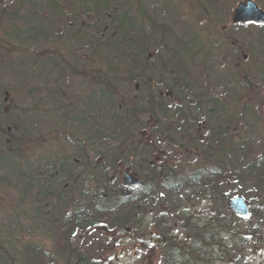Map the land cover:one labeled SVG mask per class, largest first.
Masks as SVG:
<instances>
[{
	"label": "trees",
	"instance_id": "trees-1",
	"mask_svg": "<svg viewBox=\"0 0 264 264\" xmlns=\"http://www.w3.org/2000/svg\"><path fill=\"white\" fill-rule=\"evenodd\" d=\"M37 2L18 0L15 1L17 8L0 9V25L2 24L0 33L3 34L0 36L1 70L3 67L8 68L7 63L14 64L16 62L19 64L20 60H25L23 66H26L30 61L40 60L46 65L44 69L49 65L52 67L56 65L53 57L47 56L46 50L39 49L37 41L41 36L40 28L37 26L39 19L32 20L30 18V23L27 20V13L30 14L31 8L41 6L42 3L36 5ZM76 5L77 9L82 8L86 15L89 14L87 8L88 11L93 8L95 13L93 15L98 16V18L110 20L111 17V26L103 28V24L99 20L94 29L90 32L86 30V33H93L91 37H88V41L93 45L91 46L92 52L85 51L84 53L79 47L75 53L77 57L83 55L85 57L83 60L79 57L78 60L74 58L65 60L62 52H60L61 62H64L63 68L66 70L68 68L73 77L83 78L95 84L96 92L92 94L100 97L105 96L109 102L106 104L103 101L102 105L94 107V99H88L89 97L86 96L82 113L85 117L93 118L86 134L87 141L85 142H89V145H80L79 149L69 150V152L64 150L66 158L64 162H58L60 164L57 168H53L52 179L35 178L34 181L27 184L26 190L31 192L32 186H38L42 183V188L33 197L32 207L36 211L37 218L41 220L45 218L48 222L51 218L57 219L58 227L53 232L56 234L58 230L65 237V243L69 242L75 232H81L85 228L94 229L100 223L107 224L111 216L114 217L117 224H124L123 226L132 224L134 209L141 210L142 214L145 213V220L148 206L152 204V199L148 196L150 190L146 180H141V189L133 190L127 197H122L121 194H118L117 197L113 193L122 188V183L118 180L115 183L104 166L112 160L114 165L111 168L116 170L119 169L120 162L123 160L126 162L129 158L137 157L149 166L150 162L148 161L157 151L148 142L146 132L148 135L154 133L158 137H162L165 142L169 140L174 147L176 145V149L191 147L190 145L196 141L190 140L189 145L183 144L184 137L178 127L184 126L185 123H182L181 118L185 112H190L192 108L201 117L197 120L196 126H199L200 129L202 126L210 129V134L207 135L210 143L201 153V156L206 157L207 163L196 164L193 171L183 170L184 172L180 173L181 176L173 178V173H177L174 167L173 170L167 168V172H165V165L161 170L160 167H157L158 163L155 164L154 162L155 165L148 168L152 169L154 176L157 172L158 175L154 177L148 173L146 176L155 183V186H162L168 193H180V190L187 186L189 188L195 185L202 187L204 191L202 197L212 203L210 209L213 211H200L198 217L201 219L192 220V215L188 209L181 206L179 222L182 225V234L173 236L172 231L167 234V228L164 230L156 228L162 237L160 238L162 239L160 249L163 250L164 264H169V262L170 264H208V262L214 263L218 260L219 257L213 254L208 257L207 250L214 248L218 242L217 238L222 246L223 242L227 240L224 235L230 234L237 218L229 205V201L236 194H242L246 198L244 191H241L245 190L246 185H252L256 192V199L262 203L261 210L254 214L258 219L254 229L258 233L264 231V139L262 154L259 157H252L254 143L252 144L251 140L245 136L246 129L238 127L239 116L247 113L248 115H245L244 119L249 126V131L251 132L253 127L264 132V112L258 114L259 117L256 116L257 114L253 112L254 102L251 101L254 100L250 91L251 76L254 77V75L250 76L248 69H238L239 76L235 75L234 77L237 79L241 76L242 80L246 82L247 87L245 89L238 86L234 89L233 85L237 84L234 78L223 83L224 85L217 86L218 89H221V94L227 92L232 97L227 103L223 102V98H221L223 95H219L216 96V99L199 100L194 102V105L190 104L189 99L191 100L192 95L193 98L197 96L194 91L198 89L197 86L201 79L193 69L199 60L189 62L184 54L182 57L180 51H176L182 47H189L187 44L174 41L170 45H178V47L166 50L168 54L172 53L166 63L161 56H157L153 60L150 55L151 51L163 53L157 45L159 41L157 37L160 35H151L146 27H143L146 30L130 33V29L133 28L126 27L125 24L135 21L136 18L122 9L126 3L114 4L113 0H72L70 7ZM50 7L56 15V12H60V7L57 10L58 5L55 0H52ZM22 11L24 13L21 14ZM118 12L121 15H117ZM2 13L4 17L1 15ZM43 15L44 17L47 16V11L44 8L38 15L32 16L42 17ZM4 20L7 21V24H3ZM101 29H103L102 32L95 33ZM139 32L142 35H139ZM69 35H72L71 38L82 40L79 35L85 34H80V30H78L69 32ZM19 42L30 46L19 49ZM32 44H36L38 47L33 48ZM203 52L204 49H201L200 54ZM17 53L20 55H16ZM155 61L158 63H154ZM260 64L263 62H257L253 66L257 65L255 71L264 74ZM19 67L18 72L20 73L29 74L31 72L25 67ZM64 69L62 70L64 71ZM24 82L27 83L25 85L27 87H24L31 92L29 77ZM257 82L264 85V75ZM257 86L259 85L255 83L254 87ZM190 87H194L193 93ZM164 89H166L165 92L168 98H171L172 103L165 100L161 101L158 98L161 90ZM122 90L124 91L121 92ZM198 94H202L201 87ZM262 97L264 98L262 93L255 95V99H259L261 104L264 103ZM89 102L91 104H88ZM1 107L3 108L0 105ZM103 108L107 112L115 111V114L110 116L100 113L99 110ZM252 115L253 122L250 123V116ZM153 123H156L155 126ZM239 123L241 124V122ZM214 126H218V131L213 128ZM0 132L1 166L6 162L11 164V157L16 160H28L31 164L36 160L34 158L35 152L32 155L33 150L40 149L42 143L46 142L41 139V135L35 136L30 132L14 133L7 126L2 127L0 125ZM195 132L199 133L198 128ZM57 135L58 131H56ZM194 135L192 134L190 137ZM57 138L58 136L56 140ZM57 142L61 146L62 141ZM100 143V148L96 149L97 144ZM160 144L163 146V143ZM87 148L94 152L96 158L94 162L91 161L90 152L86 151ZM109 153L110 156H108ZM100 157L103 162L99 160ZM49 166L51 164H46V167ZM6 167L9 166L6 165ZM161 172H165V174L162 175ZM135 173L137 172L135 171L133 174ZM35 181L37 183L33 184ZM90 184L92 185L91 188L88 187ZM231 184L237 186L238 189L226 191L223 188ZM22 188L25 191V185ZM77 193L83 195L81 197L83 201L76 204L74 200L75 205L69 207ZM115 199L118 201L115 202ZM11 210H13V206L10 211L7 210V213L2 209L0 213H5L10 218ZM254 211L253 208V213ZM164 223L165 225L168 224L166 217ZM2 225L0 227V264H49L61 259L59 256L54 259L48 254L44 255L45 252L32 243L25 248L26 253L23 257L22 253L19 254L22 259L20 262L18 257L11 253L14 251L17 241L15 230L9 224ZM4 226L8 228V231L3 229ZM59 242L60 240L57 245L55 243L57 252L58 248L71 247L69 243L62 247L58 244ZM167 242L174 246L173 249L168 247ZM202 248L206 250L204 254L200 251ZM68 255L72 257L74 254ZM76 262L78 264H90L84 255H78ZM226 262L232 263L229 256Z\"/></svg>",
	"mask_w": 264,
	"mask_h": 264
},
{
	"label": "rangeland",
	"instance_id": "rangeland-1",
	"mask_svg": "<svg viewBox=\"0 0 264 264\" xmlns=\"http://www.w3.org/2000/svg\"><path fill=\"white\" fill-rule=\"evenodd\" d=\"M15 1L18 0H0V9L17 8ZM33 1H38L36 5L42 4L38 8H31L30 14L27 13V20L30 23V18L32 20L39 19L37 23L41 34L40 39L37 40L39 49L46 50L48 52L47 56L53 57L52 59L56 61V65L53 67L49 65L44 69L46 65L40 60L30 61L26 66H23L25 60H20L19 64L16 62L14 64L7 63L8 68L3 67V70L0 67V105L3 106V108H0V125L2 127L7 126L14 133L30 132L35 136L41 135V139L46 141L42 143L40 149L33 150L32 155L35 152L34 158L36 159L33 161L34 163L30 164L28 160H16L11 157V164L9 162H6L3 166L0 164V210L2 209L7 213V210L10 211L13 206L10 218L7 214L0 213V227L3 226L2 224H9L16 233L15 239L17 241L14 251H11V253L22 262L19 254L22 253L23 257L27 245L33 243L32 245L45 252L44 255L48 254L54 259L57 256L61 258L49 264H78L76 262L78 255H84L90 264H163L160 253L163 250L157 249L154 242L159 234L156 228H160L159 230L167 228V234L172 231L173 236L180 235L183 233L182 225L179 222L181 219L179 217L181 206L188 209L192 215V220H199L201 219V217H198L200 211H213L210 209L212 203L202 197L204 191L202 187L197 185L191 188L189 186L184 187L180 190V193H168L162 186H155V183L146 176L148 173L154 176L152 169L148 167H152L157 163L165 165V172H167V168L173 170L174 167L177 171V173H173L172 177L174 178L175 176H181L180 173L184 172L183 170L193 171L196 164L201 165L204 162L206 164V157L201 156V153L206 145L210 143L207 136L210 134V129L205 126L200 129L199 126H196L197 120L201 117L191 108V111L185 112L181 118L182 123H185L184 126L178 127L184 137L183 144L189 145L190 140L196 141L190 145L191 147L176 149V145L174 147L169 140L168 144L162 137H158L154 133L148 135L146 132L148 142L157 151L156 154L152 155V159L148 161L150 162L149 166L138 157L129 158L126 162L123 160L120 162L119 169L116 170L111 168L114 161L107 162L104 169L108 171L109 176L112 177L115 183L117 180L121 182L123 173H134L135 171L139 181L146 180L150 190L148 196L152 199V204L148 206L146 219L144 220L145 213L142 214L139 209L133 210L132 224L126 226L117 224L114 217L111 216L107 224L100 223L94 229L85 228L81 232L73 233L72 236L70 235L71 238L68 242L71 247L58 248L57 252L56 245L59 240L58 244L62 247H65V244L68 245V243H65V237L58 230L56 234L53 232L58 227L57 219L51 218L49 222L45 218L41 220L37 218L36 211L32 207L33 197L42 188V183L38 186H32L31 192L26 190V186L35 178L52 179L53 168H57L60 164L58 162H64L66 158L64 150L69 152V150L79 149L80 145H89V142H85L87 141L86 134L93 118L85 117L82 113L85 98L87 96L88 99H94V107L102 105L103 101L106 104L109 101L105 96L100 97L92 94L96 92L95 84L83 78H75L68 68L67 70L64 69V62H61L59 54L62 52L65 60L71 58L78 60L79 56L75 55L77 48L81 47L84 53L85 51L91 53V46L93 45L88 41V37H91L93 33L86 32L94 29L99 20L103 24V28L107 26L109 28L111 17L110 20L98 18V16L93 15L95 14L93 8L90 11L87 8L89 14L86 15L82 8L77 9V5L70 7L72 6V0H55L58 5L57 10L60 7V12H56V15L50 7L52 0ZM245 1L113 0V3H126L122 9L135 16V21L126 22L125 24L126 27L133 28L130 29V33L147 29L148 33L151 32V35H160L157 37L159 40H157V45L163 53L151 51L150 55L153 60L157 56H161L166 63L172 54H168L166 50L178 47V45H170L174 41L189 46L176 51H180L181 55L184 54L189 62L199 60L193 69L200 76L201 82L197 86L198 89L194 91L197 96L193 98L192 95L191 100L189 99L190 104L194 105V102L199 100L216 99V96L219 95H223L221 98H223V102L227 103L232 97L227 92L221 94V89H218L217 86L224 85L223 83L231 81L232 78L236 79L234 76H239L238 69H248L250 76L254 75V77L251 76L252 85L250 84V91L254 97V100H251L254 102L253 112L259 117L258 114L264 112V103H262V106L260 100L255 99V95L262 93L264 96V85L257 82L262 79L264 74L255 71L257 65L253 66V64L263 62V64H260V68L264 72V23L254 25L233 24L231 22L236 6ZM254 1L264 10V0ZM43 8L47 11L46 17L44 15L42 17L32 16L38 15ZM3 13L1 15L4 17ZM117 15L121 14L118 12ZM3 24H7V21L4 20ZM143 27H146V29ZM78 30H80V34H85L79 35L82 40L71 38L72 35H69V32ZM102 31L103 29L97 30L95 33ZM139 35H142L141 32H139ZM0 36H3V34L0 33ZM92 42L94 43V40ZM82 45L85 46L82 47ZM18 46L19 49H25L30 45L19 42ZM32 47L37 48L38 46L32 44ZM86 48H89V50H86ZM201 49H204L203 54H200ZM16 55L20 54L17 53ZM97 56H100V54H97ZM184 56L182 55V57ZM82 57H79V59L83 60L85 58ZM154 63L158 62L155 61ZM19 66L25 67L31 72L29 74L20 73L18 72L20 70ZM28 77L31 80L29 87L31 92L25 88L27 83L24 81ZM234 81L237 83L232 84L234 89L236 86L239 88L244 87V89L247 87L241 76ZM255 83L259 86L254 87ZM200 87L202 94H198ZM190 88L193 93L194 87ZM187 90L190 92L189 89ZM165 91L166 89L161 90L158 98L161 101L165 100L172 103L171 98H168ZM32 92L33 94H31ZM97 94L99 93L97 92ZM262 99L264 98L262 97ZM104 109L99 110V112L110 116L115 114V111L107 112ZM86 110L88 109L86 108ZM245 115L248 114L244 113L239 116L241 124L238 122V127L246 129L245 136L251 140L252 144L254 143L252 157H259L262 154L264 132L253 127L250 132L249 126L245 123ZM250 117V123H252L253 115ZM84 119L86 120L84 121ZM100 120H102V117H100ZM155 124L153 123V126ZM217 127L214 126L213 128L218 131ZM197 128L199 133L195 132ZM56 131H58L57 140ZM192 134L195 135L190 137ZM57 141H62L61 146ZM160 143H163V146ZM97 145L96 149L100 148L101 143ZM0 147H2L1 144ZM86 151L90 152L91 161L94 162L96 159L94 152L90 148H87ZM110 155L109 153L108 156ZM99 160L103 162L101 157ZM46 164H51V166L46 167ZM6 165L9 167H6ZM162 168L160 167L161 170ZM165 172H161V174L164 175ZM15 173L16 175H14ZM157 175L158 172L154 177ZM36 183L35 181L33 184ZM20 185L22 187L25 185V191ZM88 187L91 188L92 185L90 184ZM223 188L226 191L238 189L237 186L232 184ZM121 190L122 188L113 194L118 197V194L120 195L122 192ZM123 191H126V188ZM128 191L132 193L133 189ZM241 191H244L248 199L247 202L255 211L252 216L242 217L237 215L230 234L224 235V237H227V240L223 242L224 247L217 238L218 242L214 248L207 250L208 257L212 254L219 257L214 263L208 262V264H264V231L258 233L254 229L258 220L254 214L261 210L262 203L256 199V192L252 185H246L245 190ZM82 196L80 193L75 194V199L70 202L69 207L83 201ZM117 201L115 199V202ZM136 216L138 217V223ZM165 217L167 225L164 223ZM3 229L8 231L6 226ZM166 244L173 249L174 246L171 243L167 242ZM200 251L203 254L206 252L204 248ZM67 254L74 255L70 257ZM228 256L231 258L232 263L226 262Z\"/></svg>",
	"mask_w": 264,
	"mask_h": 264
},
{
	"label": "water",
	"instance_id": "water-1",
	"mask_svg": "<svg viewBox=\"0 0 264 264\" xmlns=\"http://www.w3.org/2000/svg\"><path fill=\"white\" fill-rule=\"evenodd\" d=\"M232 21L234 23H246L252 21L255 23L264 22V10H262L255 1L247 0L241 2L234 9ZM123 185L127 188H138L140 186L139 180L130 173L123 176ZM127 191H123L122 195H127ZM230 206L239 215L247 217L250 214V208L244 201L242 196H237L230 201Z\"/></svg>",
	"mask_w": 264,
	"mask_h": 264
}]
</instances>
